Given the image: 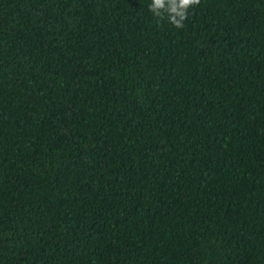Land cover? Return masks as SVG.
Returning a JSON list of instances; mask_svg holds the SVG:
<instances>
[{
    "label": "trees",
    "instance_id": "obj_1",
    "mask_svg": "<svg viewBox=\"0 0 264 264\" xmlns=\"http://www.w3.org/2000/svg\"><path fill=\"white\" fill-rule=\"evenodd\" d=\"M0 0V264H264V0Z\"/></svg>",
    "mask_w": 264,
    "mask_h": 264
},
{
    "label": "clouds",
    "instance_id": "obj_2",
    "mask_svg": "<svg viewBox=\"0 0 264 264\" xmlns=\"http://www.w3.org/2000/svg\"><path fill=\"white\" fill-rule=\"evenodd\" d=\"M199 3L200 0H151L149 11L160 19L166 16L174 27L182 28L189 8Z\"/></svg>",
    "mask_w": 264,
    "mask_h": 264
}]
</instances>
